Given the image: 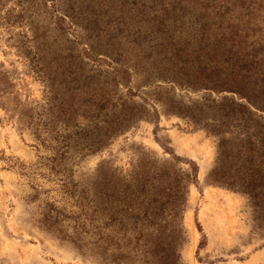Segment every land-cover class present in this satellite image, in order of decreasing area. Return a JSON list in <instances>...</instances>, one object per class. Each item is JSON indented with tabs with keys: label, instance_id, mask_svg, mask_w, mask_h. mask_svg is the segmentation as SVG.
Returning a JSON list of instances; mask_svg holds the SVG:
<instances>
[{
	"label": "rangeland",
	"instance_id": "374dc122",
	"mask_svg": "<svg viewBox=\"0 0 264 264\" xmlns=\"http://www.w3.org/2000/svg\"><path fill=\"white\" fill-rule=\"evenodd\" d=\"M152 13L0 0V264H264V141L228 124L212 178L220 106L154 76Z\"/></svg>",
	"mask_w": 264,
	"mask_h": 264
},
{
	"label": "trees",
	"instance_id": "16d2710c",
	"mask_svg": "<svg viewBox=\"0 0 264 264\" xmlns=\"http://www.w3.org/2000/svg\"><path fill=\"white\" fill-rule=\"evenodd\" d=\"M147 1L153 11L149 32L152 31L154 46L160 53L154 76L171 88L203 91L212 96L220 108L218 116L211 117L214 123H208L210 132L216 126L214 131L219 136L230 124L241 130L251 145L262 143L264 137L257 131L264 127V34L260 31L261 27L264 31V20H258L263 0ZM175 26L177 31L173 34ZM109 59L117 78H123L124 68L115 62V57ZM182 114L198 121L190 112ZM228 143L219 136V152L210 171L212 178L224 185L228 183L223 172L231 150ZM257 166L250 168L248 176L252 182H262L261 168ZM191 169L194 177L196 165ZM258 184L250 183L249 192H255ZM197 227L200 228L198 224Z\"/></svg>",
	"mask_w": 264,
	"mask_h": 264
}]
</instances>
